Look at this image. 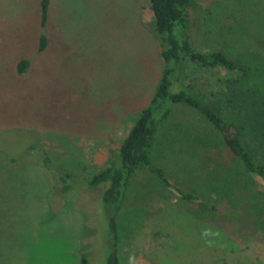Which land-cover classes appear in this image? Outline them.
Instances as JSON below:
<instances>
[{
    "label": "rangeland",
    "instance_id": "obj_1",
    "mask_svg": "<svg viewBox=\"0 0 264 264\" xmlns=\"http://www.w3.org/2000/svg\"><path fill=\"white\" fill-rule=\"evenodd\" d=\"M189 14L199 52L221 50L243 62L249 55H264V0H191ZM46 35L48 46L38 53L40 0H0V151L14 156L37 144L55 165L88 179L115 158L161 77L160 42L149 2L51 0ZM25 59L31 64L19 75L18 64ZM258 74L264 82L262 68ZM176 80L227 115L220 91L233 82L232 75L191 67ZM164 126L152 159L174 180H195L201 169L196 174L177 164L184 153L182 142L189 133L212 135V127L184 105L174 107ZM51 184L42 167L0 166V251L17 248V258L23 259L26 247L45 250L54 245L52 240L62 247L69 239L73 244L81 239L75 254L80 264H105L108 223L99 220V230L85 231L74 193L50 220L44 201ZM133 186L146 192L147 208L137 212L133 205L119 217L121 264H264V242L246 239L240 244L196 221L177 208V195L148 171H139ZM90 205L83 204L85 211ZM227 208L225 204L220 210ZM38 263L48 264L47 255Z\"/></svg>",
    "mask_w": 264,
    "mask_h": 264
},
{
    "label": "trees",
    "instance_id": "obj_2",
    "mask_svg": "<svg viewBox=\"0 0 264 264\" xmlns=\"http://www.w3.org/2000/svg\"><path fill=\"white\" fill-rule=\"evenodd\" d=\"M50 2L40 0L38 53L48 46ZM148 2L152 28L160 42L161 77L148 106L139 114L109 166L81 180L55 165L48 152L37 144L28 145L14 156L0 151V166L36 165L49 173L52 184L45 201L50 220L65 209L68 194H78L76 210L84 216L85 231L99 230V220L108 223L103 242L107 248L105 264H120L119 217L124 211L131 212L133 205L137 212L147 208L146 192L133 188L134 178L142 170L175 193L177 208L196 221L218 229L240 244L246 239L264 242V82L258 74L261 68L264 73V55L255 53L243 62L231 59L221 50L199 52L197 41L191 36V0ZM30 64V60H22L18 74H24ZM191 67L222 70L234 77L220 91L226 116L177 84L176 77ZM180 105L196 110L213 129L212 135L189 133L183 139L184 153L177 164L196 174L201 169L193 181L170 178L152 159L159 130L173 117L174 107ZM131 191L136 196H131ZM132 200L134 203L128 205L127 201ZM83 204L90 205L91 210L85 211ZM225 204L228 208L221 212Z\"/></svg>",
    "mask_w": 264,
    "mask_h": 264
},
{
    "label": "crops",
    "instance_id": "obj_3",
    "mask_svg": "<svg viewBox=\"0 0 264 264\" xmlns=\"http://www.w3.org/2000/svg\"><path fill=\"white\" fill-rule=\"evenodd\" d=\"M44 202L46 204V201ZM56 216H58V214ZM55 217L53 219H55ZM52 242L54 245H48L49 247L45 250L39 249V245L26 247L24 253L25 257L23 259L17 258L21 256L19 255L20 250H17V248L12 247L6 251H0V263L17 264L18 261H24L29 263L31 262L33 264H40L38 263L40 257L47 255L48 264H80V259L78 256H75V254L80 251L79 243L81 242V239L77 241L78 243L76 244H73L72 240L69 239V242L62 247L55 240H52ZM3 254H6L8 258L4 259L2 257Z\"/></svg>",
    "mask_w": 264,
    "mask_h": 264
}]
</instances>
